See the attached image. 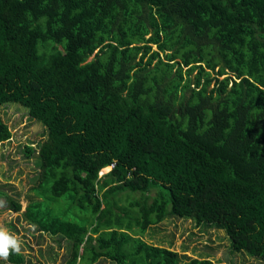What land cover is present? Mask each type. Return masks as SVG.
<instances>
[{
  "label": "trees",
  "instance_id": "obj_1",
  "mask_svg": "<svg viewBox=\"0 0 264 264\" xmlns=\"http://www.w3.org/2000/svg\"><path fill=\"white\" fill-rule=\"evenodd\" d=\"M9 105L46 139L0 204L66 264H218L143 239L170 217L264 262V0H0V145Z\"/></svg>",
  "mask_w": 264,
  "mask_h": 264
},
{
  "label": "rangeland",
  "instance_id": "obj_2",
  "mask_svg": "<svg viewBox=\"0 0 264 264\" xmlns=\"http://www.w3.org/2000/svg\"><path fill=\"white\" fill-rule=\"evenodd\" d=\"M152 49L157 48L153 45ZM2 112L11 130V139L0 145V188L18 199L24 211L39 171L36 158L28 157L24 146L32 143L33 147H38L46 139V130L41 123L31 120L21 106H5ZM120 207L126 208V202L122 201ZM67 209L65 202L57 207L59 213ZM0 231L18 240L19 252L26 258L24 264H66L67 241L49 234L38 235L26 222L19 220L18 213L3 204H0ZM143 239L191 258L209 257L218 264H264L247 254L234 252L224 230L212 225H197L191 219L167 218L148 228ZM0 264H9L7 258H0ZM99 264L111 263L101 261Z\"/></svg>",
  "mask_w": 264,
  "mask_h": 264
},
{
  "label": "clouds",
  "instance_id": "obj_3",
  "mask_svg": "<svg viewBox=\"0 0 264 264\" xmlns=\"http://www.w3.org/2000/svg\"><path fill=\"white\" fill-rule=\"evenodd\" d=\"M103 173L104 171H102L100 175ZM9 248H11L13 252H19L20 244L14 236L5 231H0V258H7L9 255Z\"/></svg>",
  "mask_w": 264,
  "mask_h": 264
}]
</instances>
